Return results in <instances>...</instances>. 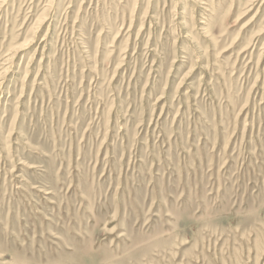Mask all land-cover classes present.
<instances>
[{
    "label": "rangeland",
    "instance_id": "rangeland-1",
    "mask_svg": "<svg viewBox=\"0 0 264 264\" xmlns=\"http://www.w3.org/2000/svg\"><path fill=\"white\" fill-rule=\"evenodd\" d=\"M0 264H264V0H0Z\"/></svg>",
    "mask_w": 264,
    "mask_h": 264
},
{
    "label": "bare ground",
    "instance_id": "bare-ground-1",
    "mask_svg": "<svg viewBox=\"0 0 264 264\" xmlns=\"http://www.w3.org/2000/svg\"><path fill=\"white\" fill-rule=\"evenodd\" d=\"M205 15V14H204ZM204 18V17H203ZM9 55V54H8ZM18 177V176H17ZM110 218V217H109ZM116 221V220H115Z\"/></svg>",
    "mask_w": 264,
    "mask_h": 264
}]
</instances>
